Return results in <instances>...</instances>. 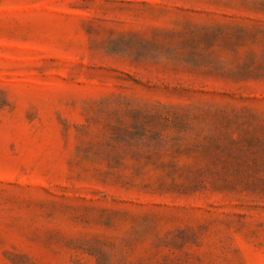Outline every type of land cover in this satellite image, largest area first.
I'll use <instances>...</instances> for the list:
<instances>
[{
    "label": "rangeland",
    "instance_id": "374dc122",
    "mask_svg": "<svg viewBox=\"0 0 264 264\" xmlns=\"http://www.w3.org/2000/svg\"><path fill=\"white\" fill-rule=\"evenodd\" d=\"M0 264H264V0H0Z\"/></svg>",
    "mask_w": 264,
    "mask_h": 264
}]
</instances>
